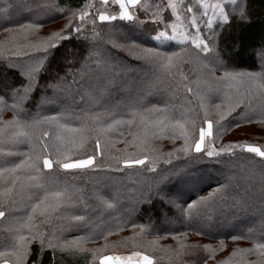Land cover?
<instances>
[{
  "label": "snow or ice",
  "instance_id": "snow-or-ice-1",
  "mask_svg": "<svg viewBox=\"0 0 264 264\" xmlns=\"http://www.w3.org/2000/svg\"><path fill=\"white\" fill-rule=\"evenodd\" d=\"M27 3L28 0L25 7ZM99 4L95 11H91L95 5L87 2L77 9L55 3L39 5L60 15L67 13L65 23L46 35H40L44 21L21 22L11 16L9 7L0 8V31L5 34L0 39V69H3L0 71V218L8 221L3 229L5 236L0 240V264H42L47 249L52 250V264L57 249L91 252L93 260L99 257L100 264H154V260L159 264L153 254H145L149 247L158 246L159 238L146 244L138 239L150 231L151 225L125 222L130 223L132 235L109 240L113 230L117 233L123 230L120 222L106 221L120 203V193L105 195L97 191L89 198L77 187L75 174L103 171L101 162L106 159L110 174H120L148 161L151 165H145L148 172L159 175L157 162L163 159L165 165H171L174 153L183 155L185 166L145 184V190L140 191L135 201L151 207L154 199H160L176 210L181 226L186 229L172 233L177 247L165 246V255L160 259H167L168 264H209V261L264 264V187L260 190L259 237L251 228L230 236L233 242L252 239L251 247L236 244L226 257L217 260L216 253L226 247L223 239L216 246L186 243L188 230L205 234L203 225L207 224L206 234L212 235L210 226L217 217L230 214L228 210L241 212L250 207L245 194L236 192L230 180L217 181V186L207 195H199L202 185L211 187L207 183L210 175L203 170L204 162L230 163L239 149L240 154H254L246 161L251 166L249 171L253 174L258 171L264 179V145L234 141L216 146L218 135L240 123H251L252 115H258L259 123L264 124V63L260 72L229 69L218 45L223 29L230 28L233 21L252 23L246 3L244 0H195V4H187L186 0L155 4L148 0H99ZM166 12L170 13L167 18ZM141 14L145 20L140 19ZM89 19L93 25L91 38L84 37L86 43L80 44L69 59L65 53L72 50L65 45L73 43V35L79 36ZM117 21L121 22L119 27L113 23ZM149 21L157 27L148 30ZM105 25L107 38L101 34ZM117 35L119 40L112 38ZM173 41L181 45L179 51L162 50L171 47L169 42ZM189 46L200 70L194 81L181 69ZM234 47L238 54L241 42L237 40ZM53 60L57 61L59 71L52 70ZM261 60L264 62V48ZM218 71L220 74L216 75ZM9 72H18L19 78L9 76ZM45 77L53 82L46 83L44 89H52L57 106H64L53 115L29 113L24 105L32 100ZM165 82L173 93L191 94L196 100L195 105L187 101L191 106L184 108L179 118L175 105L145 106L143 88ZM125 93L122 99H115ZM41 100L51 102L48 97L42 96ZM40 106L37 103V109ZM97 108L100 111H93ZM9 109L12 118L2 119V113ZM214 124L218 135L213 134ZM124 128L131 139L124 138ZM167 131L172 133L167 138L173 142V148L164 153L153 141L163 139ZM116 133L122 138L123 149L115 147L118 141L112 137ZM177 139L183 141L179 146L175 145ZM25 145L28 150L20 151ZM168 180H174L175 184L165 192L160 185ZM186 192L196 198L189 195L185 199ZM72 231H87L89 235L65 239L64 234ZM93 237L103 240V244L85 249L84 241ZM129 242L133 249L139 250H132L129 255H103L105 251L127 247ZM34 243L39 251L32 259ZM253 255L256 259H249ZM192 257L195 259H189Z\"/></svg>",
  "mask_w": 264,
  "mask_h": 264
},
{
  "label": "trees",
  "instance_id": "trees-1",
  "mask_svg": "<svg viewBox=\"0 0 264 264\" xmlns=\"http://www.w3.org/2000/svg\"><path fill=\"white\" fill-rule=\"evenodd\" d=\"M90 0H28L27 7H25L26 0H0V8L9 7L11 9V16L14 19L21 20L24 22L25 19H36L39 21H44L42 28L40 30V35H46L50 30L58 29L65 23V16L60 15L48 8L39 7V5H45L50 3H55L59 7H64L67 9H77L81 7L84 3H89ZM99 0L97 1V3ZM151 3H161L165 0H148ZM247 5V11L250 14L251 24H243L232 22L230 28L223 29L221 36L218 39L219 50L221 52V58L228 62L229 69H235L236 71H249V72H260L262 70V60H261V50L264 48V0H244ZM187 4H195V0H186ZM170 13L166 12V18ZM55 17L49 19V17ZM141 20H145L146 17L141 14ZM117 27L120 26L121 22H113ZM157 25L149 21L146 25L148 30L156 28ZM92 22L89 19L85 25L84 30L79 36L73 35V43L66 44L65 48L72 50L71 52L65 53L69 59L73 58V54L79 50L78 46L80 44L86 43L84 37L91 38L92 35ZM101 34L103 37L107 38V25L101 29ZM4 33L0 31V39L4 37ZM208 35V33H205ZM113 39L119 40V36H113ZM239 40L241 42V47L238 50L234 47V43ZM171 47L163 48V51H179L181 45L178 42H169ZM74 45L77 47L74 48ZM155 46V45H150ZM110 47V45L108 46ZM65 49H60V52H64ZM86 54V53H85ZM120 55H126L124 53H119ZM203 56V54H201ZM57 59H59V53H57ZM181 69L190 80H196L198 75H200V70L195 61V54L192 52L191 47H188L186 54L184 55L183 62L181 64ZM52 70L59 71L57 68V61L53 60ZM3 71V69H0ZM218 71L216 75H219ZM9 76L18 77V72H9ZM60 75H63V71H60ZM71 79V77H69ZM50 79L47 77L40 80L41 87L38 88L31 101L27 102L24 107L29 113H35L39 111L41 115H53L55 111H59L60 107L64 105H59L55 103L54 93L52 89H44L46 83H51ZM194 86V85H193ZM143 99L145 101V106L151 104H163L168 103L170 105H175L176 115L179 118L180 112L184 108L190 107L187 103L191 100V104L195 105L196 100L191 97V94L185 95L182 92L173 93L169 90L167 83H161L159 86L154 88H143L142 91ZM150 95V96H149ZM48 97L49 101L45 102L41 100V97ZM123 96H116L115 99H122ZM147 96V97H146ZM149 96V97H148ZM111 99V97H110ZM218 102V101H216ZM9 103H12L9 100ZM37 103H40V108L37 109ZM48 103V107H44L43 104ZM83 107V105H80ZM93 111H100V109H93ZM240 109L237 110L239 112ZM13 116V112L9 109L2 113V119L8 120ZM194 116V114H193ZM233 117L237 118V114L233 113ZM23 118V117H22ZM197 124L199 125V119H197ZM205 126V125H204ZM47 129V126H43ZM125 136L124 138L131 139L128 136V129H123ZM218 128L213 125V134L218 135ZM36 134L39 135V129L36 130ZM171 131H167L164 134L163 139H155L153 143L159 148L160 151L167 153L173 148V142L167 137L171 135ZM114 140L118 141L115 145L117 149H123L124 144L119 133H116L113 137ZM234 141H248L257 145H264V124L259 123V116L252 115L251 123H240L238 127H230V130L224 131L222 135H218L216 141V146L226 145L229 142ZM183 143L182 139H177L175 145L179 146ZM20 151H27V146H22ZM129 151H132L129 148ZM238 155L229 163L224 162L220 165L208 164L204 162L203 170L209 173L210 180L207 182L211 187L202 185V191L199 195H207L208 191L212 187H216V182L225 183L226 180L231 181L232 188L238 192L245 194L250 207L247 211L232 212L228 210L230 214L225 217H217L214 223L210 226L212 235L206 234L209 225L204 224L205 234L197 235L195 230H188V237L186 243L198 242L199 244H212L213 246L218 245L220 239L224 240L226 247L216 253L215 258L217 260L226 257L234 247L238 244L240 247H251L254 243L252 239H241L233 242L230 239L231 235H239L242 232H247L249 228L253 229L254 234L259 237V233L262 231L260 226V190L264 187V179L261 178L259 172L250 173L249 166L246 161L250 155L243 153L240 154V150H236ZM115 155H120L118 152H114ZM168 159V157H164ZM257 160L260 158L257 157ZM172 164L165 165L163 159L157 162V171L159 175L148 172L147 167H151L148 161H145L144 165H134L130 169L120 173V174H110L107 171V160L101 162V167L103 171H92L89 170L84 173L77 172L75 183L77 187L83 189L84 194L91 198L93 193L99 191L107 195L109 193L115 194L120 193L119 200L120 203L117 205L116 210L111 213V216L106 217V221L111 223L113 221L120 222L123 228L120 232H115L113 230V235L109 237V240L116 241L120 240L121 237L131 236L133 229L130 223H125L130 221L137 225L145 224L151 225L150 231L144 233L138 239L147 243L153 239H158V246L156 248L149 247L145 254H153L158 260L159 264H168L167 259H160L165 255L164 247L171 246L172 248L177 247V241L173 239L172 233L174 232H184L186 229L181 226L179 219L177 218L176 210L164 204L160 199H154V203L151 207L146 204H136L135 201L139 199L140 191L145 190V184H151L154 181L160 180L161 176H168L175 168L184 167V157L182 154L174 153L171 157ZM124 168V165H121ZM48 171V170H45ZM61 179L63 175L61 174ZM175 184L174 180H168L161 183V188L163 191L167 192ZM110 186V187H109ZM114 186V187H112ZM109 187V188H108ZM191 195L195 199V195L186 192L185 199L187 196ZM183 201H178L182 203ZM186 206V205H185ZM8 223L4 218H0V240L5 236L3 231L4 226ZM196 227H200L197 225ZM139 231V228H137ZM87 231H72L64 234V238L71 240L73 236H88ZM103 240L97 238H90L84 241L83 247L85 249H93L99 247L103 244ZM2 250V249H0ZM139 250L133 249L131 242H129L127 247H120L115 252L105 251L103 255H109L113 253H118L119 251H132ZM39 251L38 244L32 245V259L36 258ZM195 259V257L189 258ZM249 259H256V257L249 256ZM42 264H52V250L47 249L43 253ZM55 264H100V259L97 257L93 260V255L91 252H69L61 251L57 249L55 254ZM156 264V260H154ZM212 264V261H209Z\"/></svg>",
  "mask_w": 264,
  "mask_h": 264
},
{
  "label": "rangeland",
  "instance_id": "rangeland-1",
  "mask_svg": "<svg viewBox=\"0 0 264 264\" xmlns=\"http://www.w3.org/2000/svg\"><path fill=\"white\" fill-rule=\"evenodd\" d=\"M97 1L98 0H90L89 1V3H91V4H93V5H95V7L93 8V9H91V11H95V8L96 7H100V4H99V2L97 3ZM110 7H111V5H110ZM91 20V19H90ZM123 95H127V93H125V94H123ZM150 96V95H149ZM148 96V97H149ZM147 97V96H146ZM43 106L44 107H48V103H46V104H43ZM204 127H207V125H205ZM110 187V186H109ZM108 187V188H109ZM112 187H114V186H112ZM130 252L131 251H119L118 253H113V254H109V255H105V256H112V255H129L130 254Z\"/></svg>",
  "mask_w": 264,
  "mask_h": 264
}]
</instances>
